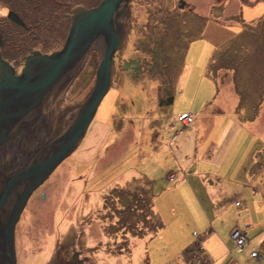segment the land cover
<instances>
[{
    "label": "rangeland",
    "instance_id": "374dc122",
    "mask_svg": "<svg viewBox=\"0 0 264 264\" xmlns=\"http://www.w3.org/2000/svg\"><path fill=\"white\" fill-rule=\"evenodd\" d=\"M103 1L0 0L3 57L21 73L34 51L64 48L76 8ZM126 4L112 88L78 149L30 197L18 264H56L67 244V258L75 249L87 264H180L171 256L197 225H258L235 251L261 264L252 250L264 246V0H129L119 10ZM103 49L56 88L43 121L27 120L34 136L5 147L10 166L72 127Z\"/></svg>",
    "mask_w": 264,
    "mask_h": 264
},
{
    "label": "water",
    "instance_id": "95a60500",
    "mask_svg": "<svg viewBox=\"0 0 264 264\" xmlns=\"http://www.w3.org/2000/svg\"><path fill=\"white\" fill-rule=\"evenodd\" d=\"M123 1L129 2L104 0L93 9L76 8L70 36L63 50L51 56L41 52L29 56L21 78L15 77V69L8 62L0 60L1 153L9 143L19 138L15 127H25L30 115L34 114V108L45 101L55 83L68 72L80 67L84 56L93 49L94 42L104 36L106 43L96 88L81 107L72 127L61 139L50 142L38 154H31L26 166H6L0 171V264H18L17 223L23 207L34 190L79 146L108 93L115 53L122 47L125 36V29L119 19L128 7L126 4L119 10ZM4 180L8 182L5 183ZM13 196L17 197V201L10 205L9 199ZM78 256L79 253L76 252L75 259Z\"/></svg>",
    "mask_w": 264,
    "mask_h": 264
},
{
    "label": "crops",
    "instance_id": "0c3cea01",
    "mask_svg": "<svg viewBox=\"0 0 264 264\" xmlns=\"http://www.w3.org/2000/svg\"><path fill=\"white\" fill-rule=\"evenodd\" d=\"M102 124L104 126V123ZM229 211L230 210H227L226 212L228 213ZM187 226L184 227L183 232H186L188 230ZM197 226L200 228L199 234L197 230L196 231H194L193 229L189 230L188 232L189 234L188 236H186V239L191 238V240L189 241L185 249H187L190 244H193L197 240L198 236L201 234V237H203V249L211 259L212 261L211 264H256V262L258 261L252 258L250 253H247L249 252V250H244L246 254H244V252H240L239 254H237L235 249L238 248L239 246L236 238L234 237L235 231L239 229H243L244 227V230L247 232V241L244 246L239 248L245 249V247L250 242L248 235L255 228H257L258 225H197ZM253 227L254 229L250 230ZM171 229L172 228L168 225L165 233V226H164L161 230H159L160 234H158V237L163 239L165 238V234L168 237L169 233L171 232ZM262 248L252 251H259L261 253L262 260L260 261V263L264 264V250H262ZM184 250L175 252V254H173L171 257H173V259L175 260L179 259L180 264H189L188 261L183 257Z\"/></svg>",
    "mask_w": 264,
    "mask_h": 264
},
{
    "label": "bare ground",
    "instance_id": "6f19581e",
    "mask_svg": "<svg viewBox=\"0 0 264 264\" xmlns=\"http://www.w3.org/2000/svg\"><path fill=\"white\" fill-rule=\"evenodd\" d=\"M101 5V4H100ZM99 5V6H100ZM73 16H74V14H73ZM72 23H73V21H72ZM124 26V25H123ZM71 27H72V25H71ZM71 29V28H70ZM70 32H71V30H70ZM70 32H69V35H68V38H69V36H70ZM67 38V39H68ZM101 38V39H100ZM98 40L99 41H103V44H104V49H103V52H104V50H105V48H106V43H105V38H104V36L103 37H100ZM98 40H96L95 42H94V46L99 42ZM98 41V42H97ZM66 42H67V40H66ZM66 44V43H65ZM93 46V47H94ZM65 47V46H64ZM62 50H63V48H62ZM61 51V50H60ZM35 52H41L42 54H44V55H49V56H51V55H53L54 53H56V52H58V51H56V52H54V53H51V54H47V53H43L42 51H40V50H36V51H34L31 55H29V56H33L34 55V53ZM0 53H1V55H0V60H3V61H5V62H8L4 57H3V55H2V51L0 50ZM90 52H88L85 56H84V58L82 59V63H81V65L80 66H82L84 63H85V58L87 57V55L89 54ZM27 60H28V57H27V59H26V64H25V67L23 68V70H22V72L21 73H17L16 72V68H14L9 62V64L13 67V69H15V77L17 78H21L24 74V69L26 68V65H27ZM77 73H78V67H76L75 69H73L72 71H70V72H68L67 73V75H65L64 77H62L57 83H55V86H54V88H53V90L51 91V93L45 98V103L46 104H44L43 105V103L44 102H42L40 105H38V106H36L35 108H34V114L33 115H30V116H32L33 117V120H34V122L36 121V120H38L39 121V119H41L42 121H43V119L44 118H46V113H47V107H48V104H50V102H47V101H50V98L52 97V95H53V93H54V91L56 90V88L62 83V81L64 80V79H66L67 77H69V76H71V75H73V74H76L77 75ZM113 75H114V72H113ZM112 84H113V76H112V82H111V85H110V88H109V90H108V92L111 90V88H112ZM96 85H97V83H96ZM46 110V111H45ZM99 110V109H98ZM98 110H97V112H98ZM46 112V113H45ZM97 112H96V114H97ZM37 114V115H36ZM96 116V115H95ZM77 119H78V117H77ZM76 119V120H77ZM46 120V119H45ZM94 120V119H93ZM92 120V121H93ZM75 123V122H74ZM92 123V122H91ZM39 127H34V128H28V129H24L23 127H20V128H16L15 127V130L18 132V137L19 138H22V135H24L25 133H26V135H28L29 137H33L34 136V134H31V133H35L36 132V130L38 129ZM67 132V131H66ZM13 133V132H12ZM11 133V134H12ZM16 133V132H15ZM14 133V134H15ZM31 134V135H30ZM64 134H65V132L63 131L61 134H59V135H57L56 137H54V138H52L51 139V142L52 141H55V140H57V139H61L63 136H64ZM42 140V139H41ZM39 141V140H38ZM42 142H43V145H41V150L42 149H44V147L46 146V145H48L49 143H44V140H42ZM36 143H38V142H36ZM39 144V143H38ZM42 144V143H41ZM11 146V143H9L8 144V147H10ZM78 148H76L75 150H77ZM7 159V157H5V159L3 158V156H2V152L0 153V171H1V169L2 168H4V167H6V166H10V161H8V162H6L5 160ZM12 162V161H11ZM1 181H3V180H1ZM5 181V183H7L8 182V180H4ZM1 184H2V182H0ZM36 190H34V192H35ZM34 192H33V194H34ZM32 194V195H33ZM32 195L30 196V197H32ZM10 201H9V203L8 204H10V205H12V203L13 204H15V202L17 201V197L16 196H13L12 198H10L9 199ZM29 200H30V198L28 199V201L26 202V206L28 205V203H29ZM25 206V207H26ZM25 207H23V209H22V213H24V210H25ZM21 218V217H20ZM20 220V219H19Z\"/></svg>",
    "mask_w": 264,
    "mask_h": 264
},
{
    "label": "trees",
    "instance_id": "16d2710c",
    "mask_svg": "<svg viewBox=\"0 0 264 264\" xmlns=\"http://www.w3.org/2000/svg\"><path fill=\"white\" fill-rule=\"evenodd\" d=\"M10 20H12L13 22H15L16 24L21 25V21L19 20V18L17 17V15L13 12L10 13L9 15ZM23 25V22H22ZM44 53V52H43ZM50 54V53H47ZM3 55V53H2ZM4 56V55H3ZM5 58V57H4ZM6 59V58H5ZM7 60V59H6ZM8 61V60H7ZM202 241H203V237H200L193 246H191L190 248H188L185 252H184V257L185 259L190 263V264H195L193 259H196V256H200V254H204V259L198 263V264H211L212 261L209 258V256L205 253V250L202 247ZM195 249V251H193V248Z\"/></svg>",
    "mask_w": 264,
    "mask_h": 264
},
{
    "label": "flooded vegetation",
    "instance_id": "af4514ba",
    "mask_svg": "<svg viewBox=\"0 0 264 264\" xmlns=\"http://www.w3.org/2000/svg\"><path fill=\"white\" fill-rule=\"evenodd\" d=\"M69 246L70 245L67 244L66 246L61 247V250L57 253V262H56V264H67L68 262H73V263H76V264H87L86 263L87 260L85 259V257L81 259L80 252L76 251L75 249L73 251L72 259L67 258L66 254L69 252L70 249H72V247H69ZM87 248H89V247H87ZM76 252L79 253V256L77 257V259H75ZM82 261H83V263H82Z\"/></svg>",
    "mask_w": 264,
    "mask_h": 264
},
{
    "label": "built area",
    "instance_id": "2783aa9c",
    "mask_svg": "<svg viewBox=\"0 0 264 264\" xmlns=\"http://www.w3.org/2000/svg\"><path fill=\"white\" fill-rule=\"evenodd\" d=\"M235 238L236 240H238V244L240 246H244L246 244V241H247V233L240 229L238 230V232L235 234ZM253 257H257L259 255V252H253L252 253Z\"/></svg>",
    "mask_w": 264,
    "mask_h": 264
}]
</instances>
